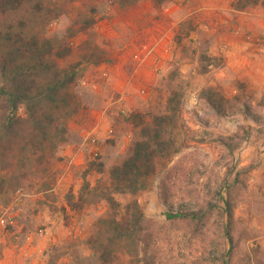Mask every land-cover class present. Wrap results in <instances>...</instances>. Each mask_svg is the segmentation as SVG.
Listing matches in <instances>:
<instances>
[{
    "label": "rangeland",
    "instance_id": "374dc122",
    "mask_svg": "<svg viewBox=\"0 0 264 264\" xmlns=\"http://www.w3.org/2000/svg\"><path fill=\"white\" fill-rule=\"evenodd\" d=\"M91 5L95 23L72 40L74 63L82 41L89 52L72 141L0 143V168L14 163L0 177V264H264V0ZM135 109L167 130L147 189L108 205L91 189L128 146L120 115ZM184 212L206 217L168 218Z\"/></svg>",
    "mask_w": 264,
    "mask_h": 264
},
{
    "label": "trees",
    "instance_id": "16d2710c",
    "mask_svg": "<svg viewBox=\"0 0 264 264\" xmlns=\"http://www.w3.org/2000/svg\"><path fill=\"white\" fill-rule=\"evenodd\" d=\"M95 1L0 0V143L10 142L7 148L18 137H22L25 145L35 140L39 144L48 143L54 152L72 141L69 118L82 109L78 91L84 73L82 63L89 53L79 52L88 45L84 40L78 45L77 55L81 59L74 63L72 40L95 23L96 10L91 5ZM171 1L153 0V5L163 8ZM69 10L74 11L72 26L67 30L53 27ZM157 114L135 109L120 115L122 123L130 127V140L124 152L108 167L105 178L100 179L102 186L91 189L99 193L100 201L113 204L114 193L136 195L147 189L149 179L141 176H148L147 171L154 169L152 145H159L167 130L165 116ZM8 166L0 168L1 178L13 174ZM98 167L104 168L101 163ZM176 217L201 221L206 213L168 214V218ZM109 218L103 221L116 225L115 215ZM135 224L139 226V221L135 220ZM136 230L123 232L122 237L132 239ZM54 263V259L48 261Z\"/></svg>",
    "mask_w": 264,
    "mask_h": 264
},
{
    "label": "built area",
    "instance_id": "2783aa9c",
    "mask_svg": "<svg viewBox=\"0 0 264 264\" xmlns=\"http://www.w3.org/2000/svg\"><path fill=\"white\" fill-rule=\"evenodd\" d=\"M90 133H91V131H89L88 133H86L87 136L85 137V140L87 139L88 141L94 143V142H95V139H94L93 137H91V134H90ZM88 138H89V139H88ZM95 155H96V154H95ZM15 195H16V197H22L21 190L18 189V190L16 191ZM6 212H7V209H6L5 213L0 214V228H6L7 225H8V221H7V219L9 220L10 218H9V217L6 218V216H5ZM16 239H17V238H16ZM26 240H27L28 243H29V241L31 240V236H30V235H27V236H26Z\"/></svg>",
    "mask_w": 264,
    "mask_h": 264
}]
</instances>
